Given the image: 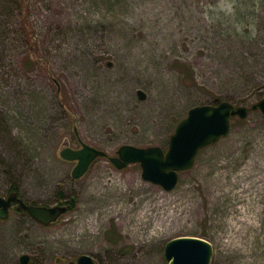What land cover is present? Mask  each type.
Masks as SVG:
<instances>
[{
    "label": "rangeland",
    "instance_id": "1",
    "mask_svg": "<svg viewBox=\"0 0 264 264\" xmlns=\"http://www.w3.org/2000/svg\"><path fill=\"white\" fill-rule=\"evenodd\" d=\"M21 1L0 0V194L18 186L29 203L68 210L43 225L11 208L0 264H168L179 236L211 242L210 264H264L260 110L235 116L170 191L140 162L100 157L75 179L60 155L81 141L111 155L167 150L190 108L264 98V0Z\"/></svg>",
    "mask_w": 264,
    "mask_h": 264
},
{
    "label": "water",
    "instance_id": "2",
    "mask_svg": "<svg viewBox=\"0 0 264 264\" xmlns=\"http://www.w3.org/2000/svg\"><path fill=\"white\" fill-rule=\"evenodd\" d=\"M141 99L146 98L143 90L138 91ZM251 110H260L264 114V98L251 107L237 106L228 100L218 104L196 105L182 118L171 135L169 148L164 150L159 145L139 147L123 144L116 155L106 150L81 141V147H64L60 155L68 161H75L72 170L75 179L82 178L90 169L92 163L105 157L116 167L122 169L131 163L140 162L142 177L150 182L163 186L170 191L176 187L180 172L191 169L200 151L228 136L235 116L246 118ZM77 132V130H76ZM78 134V133H77ZM17 202V210L27 212L32 218L43 225L56 222L68 210L67 205L29 204L19 193L13 191L7 196L0 194V218L6 219L13 203ZM214 247L206 239L193 236H179L171 239L165 246V257L168 264H210ZM31 256L22 254L19 264H30ZM69 264H98L90 254L80 255L76 261Z\"/></svg>",
    "mask_w": 264,
    "mask_h": 264
},
{
    "label": "trees",
    "instance_id": "3",
    "mask_svg": "<svg viewBox=\"0 0 264 264\" xmlns=\"http://www.w3.org/2000/svg\"><path fill=\"white\" fill-rule=\"evenodd\" d=\"M22 4H23V0L21 1V3H20V6H22ZM24 23H25V25L27 26V22L26 21H24ZM242 23V25H243V22H241ZM28 33V35L30 34L29 33V31H27ZM221 101L219 100V99H217L216 100V102H215V104H218V103H220ZM11 191H16V192H18L19 193V187L18 186H13L12 187V189H11ZM10 191V192H11ZM20 194V193H19ZM68 202L69 203H71V206L72 207H74L75 206V198L74 197H72V198H70L69 200H68ZM29 203V202H28ZM31 204V203H30ZM32 204H36V203H32Z\"/></svg>",
    "mask_w": 264,
    "mask_h": 264
},
{
    "label": "flooded vegetation",
    "instance_id": "4",
    "mask_svg": "<svg viewBox=\"0 0 264 264\" xmlns=\"http://www.w3.org/2000/svg\"><path fill=\"white\" fill-rule=\"evenodd\" d=\"M11 192H13V191H11ZM11 192H9V193H11ZM19 196L21 197V195L19 194ZM26 201V200H25ZM27 202V201H26ZM28 203V202H27ZM30 204V203H29ZM32 204V203H31ZM16 205H18V203L17 202H15V203H13V205H12V208H14ZM40 205V204H39ZM62 205H64V204H62ZM68 206V205H67ZM19 211V210H18ZM27 213V212H26ZM28 214V213H27Z\"/></svg>",
    "mask_w": 264,
    "mask_h": 264
},
{
    "label": "bare ground",
    "instance_id": "5",
    "mask_svg": "<svg viewBox=\"0 0 264 264\" xmlns=\"http://www.w3.org/2000/svg\"><path fill=\"white\" fill-rule=\"evenodd\" d=\"M162 203H164V202H162Z\"/></svg>",
    "mask_w": 264,
    "mask_h": 264
}]
</instances>
